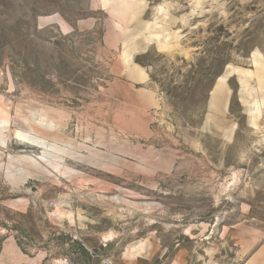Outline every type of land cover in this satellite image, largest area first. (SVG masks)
Instances as JSON below:
<instances>
[{
  "label": "rangeland",
  "instance_id": "374dc122",
  "mask_svg": "<svg viewBox=\"0 0 264 264\" xmlns=\"http://www.w3.org/2000/svg\"><path fill=\"white\" fill-rule=\"evenodd\" d=\"M0 123V241L237 264L233 227L264 228V0H0Z\"/></svg>",
  "mask_w": 264,
  "mask_h": 264
},
{
  "label": "crops",
  "instance_id": "0c3cea01",
  "mask_svg": "<svg viewBox=\"0 0 264 264\" xmlns=\"http://www.w3.org/2000/svg\"><path fill=\"white\" fill-rule=\"evenodd\" d=\"M233 229H236L233 239L237 247L234 261L237 264H264V228L239 224ZM40 259L37 254L26 253L14 236L0 241V264H39Z\"/></svg>",
  "mask_w": 264,
  "mask_h": 264
},
{
  "label": "bare ground",
  "instance_id": "6f19581e",
  "mask_svg": "<svg viewBox=\"0 0 264 264\" xmlns=\"http://www.w3.org/2000/svg\"><path fill=\"white\" fill-rule=\"evenodd\" d=\"M134 75L136 77L140 78L141 80H145V78H146V74L141 69H139V71L135 72ZM220 92L223 93V88L220 89ZM5 126H6V123H0V127L1 128L2 127H5ZM18 137L21 138V140L24 141L27 144L34 145V146H36V145H38V146H45V142L42 141V140H40V139H38V138H32L30 136L28 137V136H23V135L22 136L18 135ZM63 205H64V203H63Z\"/></svg>",
  "mask_w": 264,
  "mask_h": 264
}]
</instances>
